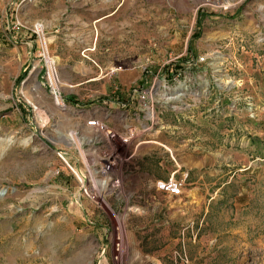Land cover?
Masks as SVG:
<instances>
[{
    "label": "rangeland",
    "instance_id": "obj_1",
    "mask_svg": "<svg viewBox=\"0 0 264 264\" xmlns=\"http://www.w3.org/2000/svg\"><path fill=\"white\" fill-rule=\"evenodd\" d=\"M85 1L65 0L69 8ZM102 2L109 16L105 27L87 23L89 52L81 50L85 34L76 42L79 52L72 43L73 50L55 52L44 24L60 75L71 79L61 112L40 86L30 26L41 20L32 14L26 22L15 11L17 0H0V264H264V0ZM109 31L135 33L139 48L150 45L154 56L166 41L169 49L159 61L127 66L124 56L107 67ZM21 38L26 45L16 44ZM178 56L168 68L190 74L202 103L185 119L165 116L170 130L158 140L167 150L143 146L123 173L124 196L107 197V206L98 208L80 197L57 155L68 151L60 142L77 126L73 113L114 103V88L127 94L140 85L142 67L155 72ZM198 57L205 62H194ZM118 65L123 70L106 75ZM81 69L90 74L75 76ZM231 101L239 102L235 115L216 112ZM43 110L51 120L39 128L35 120ZM177 170L185 185L181 197L153 188ZM199 171L207 186L194 199L187 192ZM113 223L123 236L116 259Z\"/></svg>",
    "mask_w": 264,
    "mask_h": 264
},
{
    "label": "built area",
    "instance_id": "obj_2",
    "mask_svg": "<svg viewBox=\"0 0 264 264\" xmlns=\"http://www.w3.org/2000/svg\"><path fill=\"white\" fill-rule=\"evenodd\" d=\"M35 1L20 0L19 5ZM21 27L20 23H15L12 28L19 31ZM44 29L42 21H35L30 26L36 45L35 56L40 66V86L46 90L52 104L59 111L65 112V84L60 75L59 60L49 50ZM91 49L92 47L83 52ZM178 59L180 56L162 63L155 72L142 67L140 85L133 87L127 94L114 88V103L103 101L100 105L82 108L73 113L77 126L65 132L60 142L66 145L68 151L62 149L57 155L77 181L80 197L87 198L98 208L104 209L107 206L105 198L124 196L121 188L123 173L133 165L143 146L154 145L166 149L158 140L159 135L167 134L170 130L165 116L171 114L176 119H185L186 114L202 103L203 95L199 91L194 93L190 74L185 70L174 73L168 68L167 65ZM194 62L203 63L205 58L198 57ZM121 70L123 68L120 66L109 68L106 75L110 76ZM37 87L40 88L39 84L33 89L36 91ZM219 101L215 97V106ZM238 105L239 102L231 101L226 110L217 109L216 112H226L228 116H232L237 112ZM251 105L247 103L250 111L253 110L250 109ZM50 120L51 117L43 110L35 123L39 128H44L49 125ZM177 172L178 170L172 172L166 180H156L153 188L173 197H181L185 185L183 179L175 177ZM112 227L116 259L121 253L120 240L123 237L118 223H113Z\"/></svg>",
    "mask_w": 264,
    "mask_h": 264
},
{
    "label": "crops",
    "instance_id": "obj_3",
    "mask_svg": "<svg viewBox=\"0 0 264 264\" xmlns=\"http://www.w3.org/2000/svg\"><path fill=\"white\" fill-rule=\"evenodd\" d=\"M127 1L128 3H133V4L137 2V0H127ZM19 3L20 0H17V3L15 5L16 6L15 11L17 10L16 13L19 15V17L25 19L26 22H31L33 21L32 19L33 17L32 14H33V15H37L36 16L37 20H41L44 22L47 35L49 36L50 47L55 52L58 51V48L60 52L70 51L73 48L70 47L71 43L74 47H77V50H75V52H79L78 50L79 47L78 45H76L78 44L76 42H79L78 41L79 37L80 36L83 37L85 34L86 38L84 39L83 44L87 40L88 41L90 40L89 38L90 33L89 32L85 33L86 31H89L87 30V23L97 21L98 26L100 28L103 27V25L105 27V22L107 20V16L109 15H104V14H106L105 12L106 10L110 9V7H106L104 5L102 0H87L84 3H81L75 7L73 6L70 8L66 4L65 0H36L32 4H23V5H19ZM117 10L118 9H115L114 11L116 12ZM100 15H102L101 17L105 21L101 20ZM105 32H107V30H105ZM126 33L127 34L132 33V30ZM133 34L134 35L132 38V35L131 37H127V35L125 34L115 35L113 34L112 31H109L110 36L107 37L106 40L108 42L111 40V42H109L108 45H105V51L110 52L108 53V57L105 61V65L107 67L110 65L114 66L116 60L124 56L129 57V61H127L125 64L127 66H131L133 64L142 62L146 59H150L151 57L153 60L159 61L163 59V57L166 55V52L169 49L168 41L161 44L160 50L157 52V55L154 56L153 53L151 54L150 52L151 51L150 45L149 46L146 45L143 48L141 47L142 49L139 48L140 45L137 44V39H136L137 35H135V33ZM100 36L102 37V35ZM22 41L23 38H21V41L17 42L16 44L21 45L23 44ZM92 43L93 41H91V43L88 42L87 44H85L87 45L86 48H84L83 45L81 50L84 51L85 49L91 48ZM23 45H26V42ZM115 51H119V53L115 55L114 54ZM112 54H114L115 56H112ZM56 56L59 59V56L58 55ZM115 58L117 59L115 60ZM131 58L136 59V61L130 60ZM79 65L82 67L83 62H80ZM74 74L79 78H84L87 74L90 73L85 69H81L76 71ZM131 76L133 75L131 74L130 77ZM61 77L64 84H71V79H70L72 77L71 75L68 77L70 80H65L63 76ZM252 162L253 161H250L248 163V167H246L245 170H249L251 168L250 165L252 164ZM193 176L195 181L191 183L193 187L187 192V196L192 195L195 199L196 197L199 198L200 195L202 194L201 187H206L207 185L205 184V179H204L206 178V176L203 175L202 172L199 171V173H195ZM222 176L224 175L222 174L220 177ZM231 176H233V173Z\"/></svg>",
    "mask_w": 264,
    "mask_h": 264
},
{
    "label": "bare ground",
    "instance_id": "obj_4",
    "mask_svg": "<svg viewBox=\"0 0 264 264\" xmlns=\"http://www.w3.org/2000/svg\"><path fill=\"white\" fill-rule=\"evenodd\" d=\"M123 237V236H122ZM120 247H121V250L123 249V238H122V240H120ZM120 250V249H119ZM120 250V251H121Z\"/></svg>",
    "mask_w": 264,
    "mask_h": 264
},
{
    "label": "trees",
    "instance_id": "obj_5",
    "mask_svg": "<svg viewBox=\"0 0 264 264\" xmlns=\"http://www.w3.org/2000/svg\"><path fill=\"white\" fill-rule=\"evenodd\" d=\"M69 101H72L71 99H69Z\"/></svg>",
    "mask_w": 264,
    "mask_h": 264
}]
</instances>
